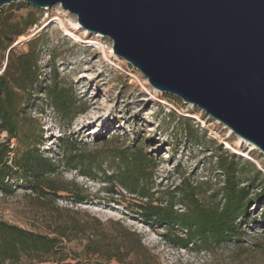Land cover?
Here are the masks:
<instances>
[{
  "label": "rangeland",
  "instance_id": "1",
  "mask_svg": "<svg viewBox=\"0 0 264 264\" xmlns=\"http://www.w3.org/2000/svg\"><path fill=\"white\" fill-rule=\"evenodd\" d=\"M0 9V23L4 26L23 23L24 19L37 20L12 44L16 53H24L27 42L36 40L40 75L23 111V137L10 141L14 149L35 146L42 157L56 165L63 150L62 140L68 137L85 146L86 152L100 153L104 159L101 169L109 176L115 169L114 152L138 144L156 163L154 198L161 196L157 191L172 189L185 179L194 185L207 182L212 192H219L220 199L224 177L217 170V160L229 155L240 160L241 185L249 193L246 217L238 220L243 231L240 243L207 249L200 245L183 248L169 241L168 235L183 236L182 232L173 229L167 234L166 228L143 221L137 208L140 199L115 180H103L102 172L90 177L59 168L43 184V197L31 193L26 182L13 176L12 192L0 191V221L50 234L54 221L74 219L94 224L93 219H97L104 228L103 236L96 235V240L117 236L111 223L119 222L138 235L152 256L149 264H264V155L258 149L241 142L197 107L154 90L140 72L112 53L109 38L77 26L76 16L60 5L37 9L18 1ZM5 62L4 59L0 72ZM53 76L58 88L68 94L70 107L66 113L49 102L47 90ZM5 140L6 134L1 133L0 142ZM253 168L263 177L254 178ZM77 197L86 200L78 202ZM174 208L182 207L176 204ZM85 243L84 238L63 240L66 261L91 259L82 252ZM13 264L55 263L23 258Z\"/></svg>",
  "mask_w": 264,
  "mask_h": 264
},
{
  "label": "trees",
  "instance_id": "2",
  "mask_svg": "<svg viewBox=\"0 0 264 264\" xmlns=\"http://www.w3.org/2000/svg\"><path fill=\"white\" fill-rule=\"evenodd\" d=\"M36 21L24 19L23 23L5 26L0 23V67L2 61H6L0 72V134H6V140L0 142V191L4 194L12 192L10 181L13 176H17L28 184L31 193L43 197L46 195L43 184L59 168L74 170L90 177L97 172L104 175L101 169L104 159L100 153L86 152L85 146H80L76 140L68 137L62 140L63 150L56 165L42 157L35 146L14 149L10 144L11 140L23 137V111L40 76L36 40L27 42L28 50L24 53H16L12 44ZM47 96L50 104L58 111L66 113L69 110L70 105L66 99L68 94L58 88L55 76L51 78ZM169 98L179 101L176 97ZM186 130L191 132L189 127ZM228 156H219L217 160V170L224 177L220 199L217 198L219 192H212L207 182L194 185L185 179L172 189L157 191L161 196L154 198L156 163L138 144L114 152L115 169L109 176L104 175L103 180H115L127 193L140 199L137 208L143 221L166 228L167 234L173 229L180 230L183 236L173 234L167 237L180 247L200 245L207 249L221 244H236L240 243L239 236L243 234L238 220L246 217L249 193L245 185H241L243 182L238 168L240 160ZM253 170L256 174L254 178L262 176L259 170ZM77 200L82 202L86 198L77 197ZM176 204L182 208L175 209ZM93 223H80L74 219L70 222L54 221L55 227L50 234H40L0 221V264L18 263L23 258L36 263L51 261L55 264H110L111 261L149 264L152 260V256L141 245L138 235L123 224L112 222L117 236L96 240V235L103 236L104 224L97 219H93ZM83 238L86 243L82 252L92 258L87 262L77 258L67 262L63 253V240L70 242Z\"/></svg>",
  "mask_w": 264,
  "mask_h": 264
},
{
  "label": "water",
  "instance_id": "3",
  "mask_svg": "<svg viewBox=\"0 0 264 264\" xmlns=\"http://www.w3.org/2000/svg\"><path fill=\"white\" fill-rule=\"evenodd\" d=\"M60 5L112 41L156 91L193 105L264 155V0H0Z\"/></svg>",
  "mask_w": 264,
  "mask_h": 264
},
{
  "label": "bare ground",
  "instance_id": "4",
  "mask_svg": "<svg viewBox=\"0 0 264 264\" xmlns=\"http://www.w3.org/2000/svg\"><path fill=\"white\" fill-rule=\"evenodd\" d=\"M77 26H79V25H77ZM237 137H238V136H237ZM238 139H239L241 142H244V143L248 144L252 149H257L255 146H253L252 144L248 143L247 141L241 139L240 137H238Z\"/></svg>",
  "mask_w": 264,
  "mask_h": 264
}]
</instances>
